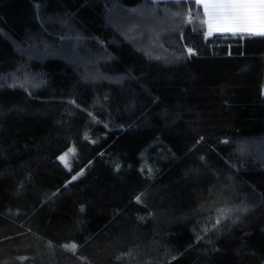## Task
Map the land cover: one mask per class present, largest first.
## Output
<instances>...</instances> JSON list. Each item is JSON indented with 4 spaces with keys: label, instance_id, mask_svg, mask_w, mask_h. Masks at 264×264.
Listing matches in <instances>:
<instances>
[{
    "label": "trees",
    "instance_id": "16d2710c",
    "mask_svg": "<svg viewBox=\"0 0 264 264\" xmlns=\"http://www.w3.org/2000/svg\"><path fill=\"white\" fill-rule=\"evenodd\" d=\"M203 20L0 0V264H264V37Z\"/></svg>",
    "mask_w": 264,
    "mask_h": 264
},
{
    "label": "snow or ice",
    "instance_id": "6c2138e0",
    "mask_svg": "<svg viewBox=\"0 0 264 264\" xmlns=\"http://www.w3.org/2000/svg\"><path fill=\"white\" fill-rule=\"evenodd\" d=\"M195 3L203 7L206 37L214 32L264 37V0H195ZM187 53L190 56L194 54L192 47L187 48ZM72 152L73 149L69 148L67 153L58 157L66 167L69 153ZM72 179H76V176ZM66 247L75 250L77 245L72 243Z\"/></svg>",
    "mask_w": 264,
    "mask_h": 264
},
{
    "label": "rangeland",
    "instance_id": "374dc122",
    "mask_svg": "<svg viewBox=\"0 0 264 264\" xmlns=\"http://www.w3.org/2000/svg\"><path fill=\"white\" fill-rule=\"evenodd\" d=\"M262 95L264 96V87L262 88ZM149 154V148L144 149L140 153V163L138 165L139 172L148 180L153 179L160 171L161 167L164 162V157L162 156L164 153L160 152L159 155H154L153 157H150ZM166 160V158H165Z\"/></svg>",
    "mask_w": 264,
    "mask_h": 264
},
{
    "label": "crops",
    "instance_id": "0c3cea01",
    "mask_svg": "<svg viewBox=\"0 0 264 264\" xmlns=\"http://www.w3.org/2000/svg\"><path fill=\"white\" fill-rule=\"evenodd\" d=\"M154 1H164V0H154ZM195 1V0H194ZM201 8H202V10H203V7H202V5H199ZM204 21V20H203ZM206 26V25H205ZM206 31H207V26H206ZM213 35H232V36H244L243 34H238V35H233V34H231V33H213ZM213 35H211V36H213ZM211 36H207V37H211ZM250 37V36H249ZM69 250H72L70 247H67Z\"/></svg>",
    "mask_w": 264,
    "mask_h": 264
},
{
    "label": "bare ground",
    "instance_id": "6f19581e",
    "mask_svg": "<svg viewBox=\"0 0 264 264\" xmlns=\"http://www.w3.org/2000/svg\"><path fill=\"white\" fill-rule=\"evenodd\" d=\"M68 249V248H67Z\"/></svg>",
    "mask_w": 264,
    "mask_h": 264
}]
</instances>
